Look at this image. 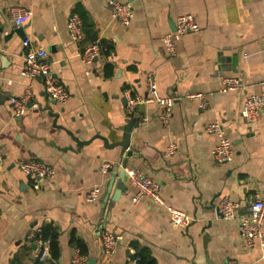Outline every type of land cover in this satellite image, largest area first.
<instances>
[{
  "label": "crops",
  "instance_id": "0c3cea01",
  "mask_svg": "<svg viewBox=\"0 0 264 264\" xmlns=\"http://www.w3.org/2000/svg\"><path fill=\"white\" fill-rule=\"evenodd\" d=\"M122 1L133 6L128 24L113 16L109 0L0 2V92L6 95L0 102V264H72L77 254L86 264H140L141 255L156 264H264V249L248 247L239 228L248 202L264 191V112L248 121L240 111L248 94L264 95V0ZM11 4L31 8L32 17L14 24ZM73 13L83 21L78 41L67 27ZM182 13L194 14L201 28L184 33L170 55L162 36ZM25 36L48 50L69 99L51 98L36 77L37 106L15 115L9 97L22 95L28 85L21 73ZM93 43L101 52L84 60L82 50ZM150 72L161 94L203 92L207 105L178 99L167 124L156 102L142 100L129 115L126 91L145 98ZM228 76L238 78L240 87L220 91ZM214 120L233 142L232 160L213 156L218 137L206 126ZM129 123L131 143L124 149L117 142ZM171 141L178 148L167 154ZM27 159L45 161L56 172L33 179L20 168ZM105 162L111 167L103 172ZM125 167L157 180L167 204L184 207L191 224L174 226L168 210L149 199L132 203L135 188ZM94 185L101 192L91 201ZM222 195L239 202L236 217L218 212ZM46 227L57 254L42 258ZM105 229L119 235L114 254L105 250Z\"/></svg>",
  "mask_w": 264,
  "mask_h": 264
},
{
  "label": "built area",
  "instance_id": "2783aa9c",
  "mask_svg": "<svg viewBox=\"0 0 264 264\" xmlns=\"http://www.w3.org/2000/svg\"><path fill=\"white\" fill-rule=\"evenodd\" d=\"M1 2V0H0ZM112 6L113 16L122 24H128L133 18V6L129 1L109 0ZM8 13L13 18L14 24L22 25L27 22L33 15V10L29 7L11 4L8 7ZM68 31L70 37L74 41H78L83 36V21L79 14L73 13L68 18ZM201 28L197 17L192 13L179 14L175 20L173 29L167 31L162 36V41L167 52L173 55L177 52V41L186 32L197 31ZM25 52L23 56V64L21 73L28 78L27 88L22 95H11L9 100L12 104L15 115L23 114L27 109L37 106L32 101V82L34 78L41 77L44 81L49 96L61 103H66L69 99V91L67 87L55 76L53 72V60L49 56L48 50L44 47H35L32 45L30 37L23 40ZM101 52V48L97 43L90 44L81 52L84 60H91ZM148 95L141 98L132 94L130 90L126 91L127 112L132 115L140 101L156 102L163 107L161 119L165 124L168 123L172 114L173 106L176 100L181 98H193L199 101L201 107H205L208 103L207 96L203 92H192L185 95H163L159 90L156 75L153 72L147 75ZM240 80L233 76L224 77L220 91L234 90L240 87ZM241 115L248 121L258 120L264 112V95L259 93H250L246 96L242 108ZM147 117L141 121L146 122ZM206 130L215 133L218 137L217 144L212 150L213 156L220 162L232 160L234 157V146L232 140L226 135L225 129L219 120L211 121L207 124ZM178 145L171 141L166 147L167 154H173L177 151ZM4 152L0 146V166L4 162ZM111 164L105 162L102 171L106 172ZM21 170L33 179L40 177H51L55 174L54 166L39 159H27L20 163ZM127 178L135 188L132 197V203H138L143 199H149L153 203L165 207L168 210L169 218L174 226L187 228L193 217L181 206L167 204L161 193L160 183L141 172L137 168L125 167ZM38 187V184H35ZM101 192L100 185H94L88 190V198L93 201L99 197ZM218 212L224 218H234L237 215L239 202L222 195L216 202ZM239 228L242 237L248 247L260 246L264 249V191L252 198L247 205L246 213L239 219ZM105 250L109 254H114L119 245V235L111 230L105 229L102 233ZM51 239L46 238L43 241L41 257L45 258L50 254ZM87 258L77 254L72 259V264H86ZM229 264H237L235 260H230Z\"/></svg>",
  "mask_w": 264,
  "mask_h": 264
},
{
  "label": "trees",
  "instance_id": "16d2710c",
  "mask_svg": "<svg viewBox=\"0 0 264 264\" xmlns=\"http://www.w3.org/2000/svg\"><path fill=\"white\" fill-rule=\"evenodd\" d=\"M44 232H45L44 233L45 238H50L51 239L50 253H51V251H53V254H57V252L55 251L56 244H55L54 234L51 233L49 227H46ZM75 240L77 241V245L80 246L81 251H83L82 250V244L80 243V240H78V239H75ZM137 259L139 260L140 264H156L155 260L149 258L147 255L138 256Z\"/></svg>",
  "mask_w": 264,
  "mask_h": 264
},
{
  "label": "water",
  "instance_id": "95a60500",
  "mask_svg": "<svg viewBox=\"0 0 264 264\" xmlns=\"http://www.w3.org/2000/svg\"><path fill=\"white\" fill-rule=\"evenodd\" d=\"M26 37V36H25ZM6 98V95H4L2 92H0V102L3 101V99ZM131 123L128 124L127 128H126V132L123 136V139L119 143L124 149H128L131 143ZM114 172H116V170L113 169ZM124 174L127 177V172L124 170ZM111 182H113V178L111 180ZM120 189L119 191H117V193H120ZM91 261L93 262V259H91Z\"/></svg>",
  "mask_w": 264,
  "mask_h": 264
}]
</instances>
